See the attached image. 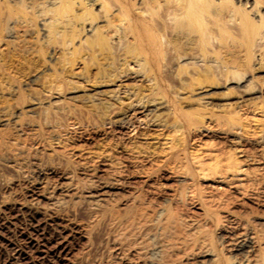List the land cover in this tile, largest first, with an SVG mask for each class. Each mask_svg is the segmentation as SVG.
<instances>
[{"label":"rangeland","instance_id":"1","mask_svg":"<svg viewBox=\"0 0 264 264\" xmlns=\"http://www.w3.org/2000/svg\"><path fill=\"white\" fill-rule=\"evenodd\" d=\"M224 52L209 53L208 58L214 59L209 63L184 64L180 75H175L176 60L168 57V68L156 86L159 89L130 74L111 82L99 80L100 84L72 78L71 83L61 82L56 88L51 67L57 64L48 60L47 53L15 67L0 61V264H72L80 256L91 263L108 253L106 246L111 244L104 240L105 229L95 232L90 244L85 241L82 233L91 220L90 206L101 199H124L136 191L154 207L169 204L195 216L201 214L197 197L204 195L207 204H219L220 216L226 214L216 228L212 226L213 235L224 242L235 231L232 227H237L235 215H247L264 232V89L226 82L220 73ZM263 71L250 74L262 78ZM190 75L202 82L187 87ZM149 87L164 95V100L175 101L177 110L157 105L154 110L155 104L142 110L116 104L123 94L121 101L130 103L127 91L136 88L140 90L134 92L137 98L141 92L145 96L144 91L156 98L158 93ZM112 88L117 89L116 95ZM157 109H162L158 115ZM172 129L177 130V138ZM171 135L173 143L168 140ZM231 153L250 173L244 181L246 193L227 183L219 184L217 190L213 179L189 177L197 155L207 162ZM79 185L85 188L83 199L73 198L71 204L68 196ZM55 197L68 201L58 207L62 217L42 214L39 208H51ZM121 199L115 202L118 207H122ZM24 203L31 207L20 205ZM175 262L189 264L185 259Z\"/></svg>","mask_w":264,"mask_h":264},{"label":"bare ground","instance_id":"2","mask_svg":"<svg viewBox=\"0 0 264 264\" xmlns=\"http://www.w3.org/2000/svg\"><path fill=\"white\" fill-rule=\"evenodd\" d=\"M0 31V61L15 67L47 53L48 60L57 64V67H51L56 88L61 82L71 83L68 81L72 78L100 84L99 80L111 82L126 74L158 88L162 73L168 68V57L176 60L175 75H180L184 64L209 63L214 61L208 58L209 53L225 50L226 59L220 68L225 81L244 82L248 89H264V71L262 78L250 74L264 68V0H0ZM31 35L33 38L29 39ZM201 82L190 75L185 85L191 87ZM136 89V92L140 91ZM135 91H127L130 92V98H127L130 103L121 101L126 91L122 92L120 102L115 103L123 102L120 106L126 103L130 108L141 110L154 104V110L156 105L158 109L177 110L175 101L164 100V95L160 96L159 92H156L157 98L151 89L156 99L151 95L148 98L145 91V96L142 97L141 92L137 98ZM158 109L157 115L162 111ZM118 110L120 112V108ZM172 130L175 132L176 129ZM175 134L178 133L172 134L173 137ZM172 135L169 142H172ZM235 149L242 155L240 147ZM204 155L211 156V153ZM189 174L193 179L215 180L217 190L221 187L219 184L227 183L235 189H243L242 194L246 193L244 181L250 177L234 153L223 159L211 157L207 162L197 155L192 159ZM190 180L193 183L194 180ZM83 189L84 186L79 185V189L68 196V201L74 204L73 198H81ZM142 196L136 191L124 199L119 198L124 200L122 207L115 203L119 199L110 202L106 200L108 198L88 204L92 205L89 207L91 220L83 228L85 241L90 244L93 234L105 229L104 240L111 244L106 248L115 254L105 252L91 263L87 262V257L80 256L72 264H175V260L180 259L189 264H264V232L251 224L247 215L233 216L237 227H232L235 231H230L224 242L222 237L213 235L212 226L216 228L226 214L220 216L219 204H207L204 195L197 197L201 210L197 216L185 214L169 204L154 207ZM68 201L55 197L50 201L51 208L39 209L42 214L62 217L60 205ZM20 205L31 207L26 203Z\"/></svg>","mask_w":264,"mask_h":264}]
</instances>
